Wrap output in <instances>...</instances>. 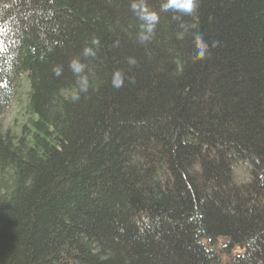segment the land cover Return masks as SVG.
Returning <instances> with one entry per match:
<instances>
[{
    "label": "trees",
    "instance_id": "1",
    "mask_svg": "<svg viewBox=\"0 0 264 264\" xmlns=\"http://www.w3.org/2000/svg\"><path fill=\"white\" fill-rule=\"evenodd\" d=\"M131 2L0 0V264H264V0H147L146 44Z\"/></svg>",
    "mask_w": 264,
    "mask_h": 264
},
{
    "label": "clouds",
    "instance_id": "2",
    "mask_svg": "<svg viewBox=\"0 0 264 264\" xmlns=\"http://www.w3.org/2000/svg\"><path fill=\"white\" fill-rule=\"evenodd\" d=\"M200 0H161L159 12H171L172 18L178 21H184L186 18L195 19L199 11ZM131 11L134 13L140 23V32L138 33V40L141 44L150 42L156 32L157 25L160 22L159 12L151 9L147 0H132L130 4ZM185 30L188 27L195 28V24L187 25L181 24ZM193 38L196 44L195 58L203 59L208 54V46L204 41L203 35L200 32H195ZM92 45L99 46V38H93ZM81 55L87 59L96 56V49L94 47L85 46ZM129 65H135L137 61L135 58L128 59ZM69 69L77 77V84L79 90L72 96L73 100H79V93L87 92L89 89V78L86 74L87 64L84 63L80 57H74L70 60ZM63 73V66L58 65L53 68V74L57 77ZM125 80L124 74L117 70L112 76V85L115 88L123 86ZM134 82V81H133Z\"/></svg>",
    "mask_w": 264,
    "mask_h": 264
},
{
    "label": "rangeland",
    "instance_id": "3",
    "mask_svg": "<svg viewBox=\"0 0 264 264\" xmlns=\"http://www.w3.org/2000/svg\"><path fill=\"white\" fill-rule=\"evenodd\" d=\"M28 84L25 80L19 82L18 93L16 99L11 103L9 108L1 115V121L4 129L19 130L24 121L25 106L27 105L26 94Z\"/></svg>",
    "mask_w": 264,
    "mask_h": 264
}]
</instances>
